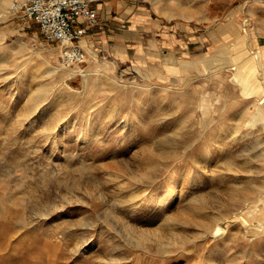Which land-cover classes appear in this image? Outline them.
I'll return each mask as SVG.
<instances>
[{
  "label": "rangeland",
  "instance_id": "obj_1",
  "mask_svg": "<svg viewBox=\"0 0 264 264\" xmlns=\"http://www.w3.org/2000/svg\"><path fill=\"white\" fill-rule=\"evenodd\" d=\"M10 1L0 0V264H264V201L250 219L233 216L264 198V0H107L125 9L123 28L153 35L151 49L121 57L114 40L84 37V59L70 63ZM165 33L188 48L167 47ZM40 95L44 114H26ZM117 165L154 171V201L141 181L134 205L118 191L107 170ZM172 171L181 191L154 204ZM218 217L226 231L213 236ZM147 226L164 235L141 237Z\"/></svg>",
  "mask_w": 264,
  "mask_h": 264
},
{
  "label": "bare ground",
  "instance_id": "obj_2",
  "mask_svg": "<svg viewBox=\"0 0 264 264\" xmlns=\"http://www.w3.org/2000/svg\"><path fill=\"white\" fill-rule=\"evenodd\" d=\"M1 2L2 3H4V2H8V0H1ZM10 3V2H9ZM2 16V15H1ZM230 20V19H229ZM238 24V23H237ZM237 28V27H236ZM230 29V28H229ZM235 31H236V29H235ZM243 44V42H240L238 45H239V48H238V50H237V55L238 56H241L242 57V54L244 53L243 52V50L241 49V45ZM248 53V52H247ZM245 55V54H244ZM257 55V54H256ZM262 55H264V50L262 49ZM248 57V56H247ZM246 57V58H247ZM242 59V58H241ZM256 59V58H255ZM261 59H263V57L261 58ZM239 61H240V57H239ZM256 62H258V61H256ZM241 63V62H240ZM257 64V63H256ZM257 65H259V64H257ZM56 68V67H55ZM176 68V67H175ZM245 68V67H244ZM261 70H262V68H261ZM47 73H51V71H50V69H48L47 70ZM72 73V72H71ZM84 76L85 77H87V75H85L84 74ZM263 76V75H262ZM263 80H264V76H263ZM262 82V81H261ZM264 87V86H263ZM33 89V88H32ZM35 89H38V87L37 88H34V90ZM39 90V89H38ZM40 90H41V88H40ZM39 90V91H40ZM262 91H263V93H262V101L264 102V88L262 89ZM37 92V91H36ZM200 92V91H199ZM29 93H31V92H29ZM40 93V92H39ZM38 94V93H37ZM30 95V94H29ZM28 95V96H29ZM38 96V95H37ZM37 96H33V98H29L30 99V101H29V106H28V109L26 110V114H29V113H31V112H34L35 113V111L38 109V108H40V109H38L39 110V113H41V114H44V113H42L43 111H45V107H43V103H41V95H40V97H37ZM30 97H31V95H30ZM28 98V97H27ZM260 100V101H261ZM259 101V102H260ZM28 102V101H27ZM263 107H264V105H263ZM204 108V107H203ZM263 109V108H262ZM261 113V112H260ZM50 117V116H49ZM53 117V116H52ZM262 117H264V114L262 115ZM59 118H61V117H58V118H55V120L53 119V125H51V123H49V125L48 126H50L51 125V128H53L52 126H54L56 123V120L57 119H59ZM46 119H48V118H46ZM30 120V119H29ZM59 122V121H58ZM30 123H32V121L30 120L29 121V124ZM47 126V127H48ZM51 128H50V130H51ZM55 128V127H54ZM26 129V128H25ZM52 131V130H51ZM48 132H46V134H47ZM49 133H51V132H49ZM53 133V132H52ZM47 135H49V134H47ZM61 137V136H60ZM161 152V153H160ZM159 152V154L162 156V154L164 155L165 153H167L168 152V150L165 148V147H163L162 148V151H160ZM206 152H208V150H205V153ZM148 161V160H147ZM160 163V160L158 159V160H153V162H152V164H151V167H152V169H156V167L158 166V164ZM112 168L111 169H108L107 168V170L109 171V174H110V176L111 177H109L108 179H111V178H114L115 180H116V183H115V187H116V189L118 190V191H123V190H129V199H130V201L133 203V205H134V202L135 203H137L136 202V198H139L138 196H139V194H140V190L138 189L139 188V186H138V188H137V184L138 183H140V181L141 182H143V184L145 185L146 184V186L143 188V191H145L144 192V199H143V201L145 200V201H149V202H147V203H150V201H152L154 198H152V197H154L155 196V194H157V193H155V191H156V187L155 188H152V189H148V185H150V186H152L153 185V183H154V181H155V172L154 171H150V172H148L147 170H139V172L140 173H138V172H135V171H133L131 168L130 169H128L129 171H124L123 169H121L120 168V166H111ZM150 167V168H151ZM179 169V168H178ZM182 171H184V170H182ZM171 172V171H170ZM186 172H187V170H186ZM174 173H175V171L173 172L172 171V173L170 174V176L168 177V179L170 180V182L168 183V185H166L165 186V189H163V191H161L158 195H157V197H156V199H157V201L154 203V204H160V205H163V206H165V205H167V204H169V203H171L170 201L179 193V191H181V187H182V184H183V181H184V177L185 176H179V177H173L174 176ZM179 174H182V172L181 173H179ZM143 175L144 176H147V178L148 179H146V180H144V178L142 179V177H143ZM199 175V174H198ZM191 176V175H190ZM195 178V177H194ZM193 180V179H192ZM139 181V182H138ZM108 183V182H107ZM174 184V188H171V184ZM114 184V183H113ZM161 186V185H160ZM143 187V186H142ZM73 191V190H72ZM116 191V190H115ZM124 192V191H123ZM158 192V191H157ZM155 193V194H154ZM102 193L101 192H99V193H97V195L98 196H102L101 195ZM143 195V194H142ZM152 195H154V196H152ZM141 200V199H140ZM174 200V199H173ZM154 201V200H153ZM152 201V202H153ZM264 201V198H263V193H260L258 196H256V197H254V198H245L244 199V202H243V205L240 207V209L238 210V211H236L235 213H234V219L236 220V219H244V218H246V219H250L254 214H256V208H257V206L259 205V203H261V202H263ZM124 203H126V202H124ZM158 204V205H159ZM132 205V204H131ZM151 205V204H150ZM261 205V204H260ZM157 206V205H156ZM131 207V206H130ZM156 208V207H155ZM163 208V207H162ZM161 208V209H162ZM262 209V208H261ZM162 211V210H161ZM258 213V212H257ZM259 214V213H258ZM260 215V214H259ZM148 218H149V220L147 221V223L149 222V223H152V222H154V221H156V220H159V219H161L162 217L161 216H157V214H153V215H149V216H147ZM173 219V218H172ZM258 219V218H257ZM128 222V221H127ZM158 223V222H157ZM163 223V222H162ZM166 223V222H165ZM226 223V222H225ZM215 225L212 227V230L210 231V233L212 232L213 233V236H222L224 233H225V231H226V226H227V224H225V225H223V221L222 220H220L219 219V217L218 218H216V220H215V223H214ZM251 224V223H250ZM149 225V224H148ZM166 225V224H165ZM164 225V226H165ZM172 225V224H171ZM256 226H258V224H255ZM253 226V225H252ZM171 227V226H170ZM160 229H158V227H154V226H147V227H144V228H142L141 230H139V232H138V234L141 236V237H145L146 235H148L149 233H154V234H158L159 236H161L160 237V239L162 238V236L164 235L163 233H161L160 231H159ZM132 231V230H131ZM157 232H160V234L159 233H157ZM158 235H156L157 237H158ZM151 236V235H150ZM162 241V240H161ZM160 242V241H159ZM163 242H164V240H163Z\"/></svg>",
  "mask_w": 264,
  "mask_h": 264
},
{
  "label": "built area",
  "instance_id": "obj_3",
  "mask_svg": "<svg viewBox=\"0 0 264 264\" xmlns=\"http://www.w3.org/2000/svg\"><path fill=\"white\" fill-rule=\"evenodd\" d=\"M92 1L11 0L9 9L35 20L46 39L55 40L62 46L64 61L70 63L84 59L85 52L79 40L96 22Z\"/></svg>",
  "mask_w": 264,
  "mask_h": 264
},
{
  "label": "crops",
  "instance_id": "obj_4",
  "mask_svg": "<svg viewBox=\"0 0 264 264\" xmlns=\"http://www.w3.org/2000/svg\"><path fill=\"white\" fill-rule=\"evenodd\" d=\"M107 0H93L92 6L96 9V22L89 26L86 34L82 36L79 43L87 53L84 48L83 39L84 37L89 40L95 39L96 37H103L105 39L114 40V45L120 46V56H130L132 53L136 56L140 55L142 52L151 49V43L153 40V35L143 32L141 29L133 27L132 23H126L127 28H123L125 25V20L127 14L123 6L117 8H109ZM123 11V12H121ZM172 25V24H171ZM177 27V26H176ZM172 29V28H170ZM162 40L167 47H173L176 51L180 49L188 48V45L181 44L182 40H185V36L180 33V35H175L174 33H165L161 36ZM151 55L157 56L159 52L149 50ZM169 52V51H168ZM153 56V57H154Z\"/></svg>",
  "mask_w": 264,
  "mask_h": 264
}]
</instances>
